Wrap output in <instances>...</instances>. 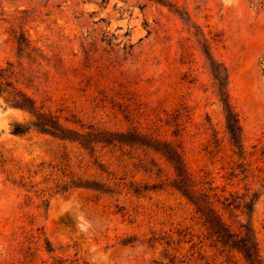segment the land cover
Here are the masks:
<instances>
[{
    "label": "rangeland",
    "instance_id": "1",
    "mask_svg": "<svg viewBox=\"0 0 264 264\" xmlns=\"http://www.w3.org/2000/svg\"><path fill=\"white\" fill-rule=\"evenodd\" d=\"M8 64L23 69L17 87L64 128L158 129V139L181 145L195 182L207 175L211 194L239 203L255 195L249 224L264 263V0H0V69ZM224 73L240 151L224 131ZM6 97H0V264H27L18 255L21 242L35 253L32 264H225L179 194L165 188L132 195L130 185L171 176L157 156L148 160L159 164V177L137 167L140 150L98 145L99 171L75 143L13 135L12 126L31 117ZM214 140L219 153L210 159ZM77 179L114 192L59 190Z\"/></svg>",
    "mask_w": 264,
    "mask_h": 264
},
{
    "label": "trees",
    "instance_id": "2",
    "mask_svg": "<svg viewBox=\"0 0 264 264\" xmlns=\"http://www.w3.org/2000/svg\"><path fill=\"white\" fill-rule=\"evenodd\" d=\"M21 51L19 49V52ZM22 71L23 69L17 71L12 64L0 69V97L6 94L5 102L10 107L25 112L31 117L30 123L26 125H13L11 132L13 135L24 136L35 132L52 136L61 141L75 143L86 152L92 161V166L99 171H102L103 168L101 162L94 159L95 147L101 145L104 148L112 146L116 142L131 149L140 150L143 153V159H137V167L144 173L152 174L154 172V176L159 177L161 173L159 164L153 159L148 160V154L152 153L171 170V176L157 185L142 187L130 185L129 189L133 196L138 197L142 193L150 191H163L165 188L173 190L193 208L194 215L205 229V240L209 242L210 248L225 258V264H264L249 224L255 195L251 200L239 203V198L222 199L216 194H211L215 189L212 188V182H207V175L202 182H195L185 168L181 145L158 139L157 136H154L158 129L152 133L132 129L126 134H110L88 128L87 133L77 134L64 128L59 116H55L51 112H43V107H36V101L17 87L18 77ZM226 81L227 77L224 73L219 78V102L224 116V131L229 146L240 151L242 149V131L238 116L227 95ZM173 135L177 137L178 130L174 131ZM212 145L211 150L207 151L210 159H214L218 155L220 146L217 140H214ZM261 188L264 189V175L261 180ZM69 189H84L101 195H112L114 192L108 184L80 179L70 180L68 184L59 188L61 192H67ZM236 212H239V215H235ZM224 215H227V218H224ZM242 217H245L246 220H243ZM23 245L24 242L18 243V255L22 256L25 263L32 264L35 253L29 247L24 248ZM46 251L49 253V250Z\"/></svg>",
    "mask_w": 264,
    "mask_h": 264
}]
</instances>
